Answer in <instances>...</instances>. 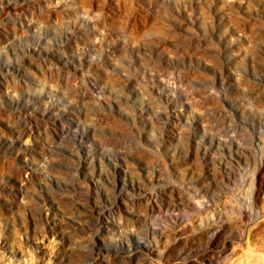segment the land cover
Wrapping results in <instances>:
<instances>
[{
    "label": "rangeland",
    "instance_id": "1",
    "mask_svg": "<svg viewBox=\"0 0 264 264\" xmlns=\"http://www.w3.org/2000/svg\"><path fill=\"white\" fill-rule=\"evenodd\" d=\"M46 2L45 8L42 7L37 14L44 19H51V23L47 25L43 23V27L24 25L22 22L24 17L20 15L17 18L19 30L17 41L14 45H7V50L2 46L4 44H0V72H2L0 74V264H92V262L95 264L90 254L87 260L86 256L70 253L72 246L70 239L82 238L85 233L73 232L69 224L70 216L64 213L66 209L69 211L77 209L72 208L69 192L65 186L77 173L78 168L81 169L82 161L78 157L77 150H84L83 156H86L87 146L76 147L72 134L64 135L65 138L62 139L58 133L55 134L54 140L49 138L48 134L40 136L32 133L21 137L18 133L24 129V120L27 116H31L32 112L24 99L20 108L13 103L19 98L12 97L14 92L5 88L3 76L7 75L10 79L15 76L20 78L26 76L35 91L40 94L41 100L45 101V105L51 110L57 105L61 106L60 114L54 109L52 117H44L42 112L36 115L43 128L49 126L54 131L56 128L60 130L63 125L59 122L55 123L54 119L61 115H64L65 119L79 116L89 132L85 138V141L89 140V162L92 157L96 160L100 156L98 152L101 141L111 143L117 138L123 140L125 134L140 131L144 145L134 149L129 164L135 170L137 168V172L139 171L144 177L149 174L153 161L164 156L169 162L170 169L184 166L187 170H191L196 168L197 164L212 169L213 161H219V156L211 147L208 148L206 159L195 158L196 140L192 133L193 130H200L202 124L200 113L193 112L194 116L191 119H195L194 125L185 128L183 139L179 138L178 130L172 129V125L169 126L166 112L157 107L158 100L152 101L154 110L149 106L143 107L142 101L150 99L148 89L135 83L134 78L125 80L123 73L134 71L137 65L146 61L150 63L167 59L166 57L169 56L179 58L178 65L195 81V84L194 81L192 83L196 86L193 91L201 98V110L206 112L204 117L207 137L209 133L218 135L221 130L224 132V128L228 130L227 124L217 115L218 111L222 110L218 106L220 100L205 92L213 82L222 79L223 56L204 53L194 55L190 60L187 55L185 67L180 56L195 52L201 46L218 43L223 55L228 54L234 59V48L227 42L222 32V24L228 19L227 12L233 13L234 17L249 25L257 36H264V0H251L250 5L247 0L223 2L222 0H46ZM210 5L213 7L215 26L210 22L211 18H204L209 15ZM20 6L27 8L33 7V4L27 0ZM35 7L40 9L37 5ZM89 8L92 10L90 15L86 13ZM158 8L162 13H157ZM171 14L172 16H168ZM68 18L75 24L77 35L68 29ZM92 20H96L97 25L105 28L107 31L105 41L112 45V50L107 48L101 50L103 66L111 65L109 54L112 53L119 57V64L116 69H112L113 71L109 70L113 77L107 79L105 67L95 61L94 56V61L89 67V80L92 83L89 82L88 94L81 87L83 80L81 70L75 67L69 55L72 54L75 36L93 37L97 32L98 26L95 28ZM13 25V22L0 18V36L6 31L10 32ZM39 37H43L42 46L45 47L43 53L38 52L34 45L35 38ZM46 38L48 41L45 40ZM47 42L49 45H46ZM135 43H139L140 46ZM134 45H136L135 49H133ZM253 48L256 53L258 52L259 58L263 59L264 45L254 44ZM17 52L21 57H16ZM92 52L93 50H89V53ZM233 74L232 71H228L224 76L232 91L236 90ZM261 74L264 75V71ZM250 76L253 80L248 84L249 91L241 94H236L234 91L232 96L225 99L237 103L257 93L261 88L262 79L254 74ZM95 82L108 88V91H117L120 100H114L112 106L104 100V107H100L91 90ZM121 85L125 86L124 91H121ZM250 113L249 109L245 110V115ZM31 120L36 123L32 116ZM236 133L244 143L250 142L245 132ZM157 146L161 152L156 151ZM43 154H49L46 156L48 164L47 160L43 162L46 166L45 170L39 171L34 168L36 163L32 165L34 162L30 159L34 156L37 161L41 160ZM232 160L236 172L233 185L235 189L225 187L220 182L214 186L212 189L221 195L214 208L232 220L239 221L240 214L234 212L229 200L236 195L240 198L244 196L249 189L247 182L249 177L242 182L239 179L241 174L239 163L237 159L229 158V161ZM197 178L203 179L202 176ZM172 179L173 177L168 175L167 180L157 186L166 188L167 182ZM83 180L84 190L88 185L94 188L96 182L97 186L102 188V184L98 183L90 171ZM117 183L119 189L132 191L130 181L118 177ZM145 183L151 188L148 179ZM109 184L116 187L113 181ZM108 203L110 202L106 201L103 205ZM77 205L81 207L83 217L89 218V234L93 233L100 215L99 210L90 203L89 207L83 203ZM125 216L126 221L131 223L142 220V216L134 212L127 211ZM208 216L210 215L203 214V220ZM190 217L194 218L195 222L190 223L187 220V225L192 226L202 221L195 213H191ZM173 225V221L157 225L158 229H163L162 240L165 244L174 238ZM254 225L252 224L253 229L251 228L243 239L241 247L243 250H238L231 264H240L243 251L249 247L264 253V216ZM107 238V244L111 246V250H115L116 240ZM148 240L154 242L152 237ZM219 249V245L215 247V251ZM153 260L159 264L158 257H153ZM113 264H125V262L118 258Z\"/></svg>",
    "mask_w": 264,
    "mask_h": 264
},
{
    "label": "bare ground",
    "instance_id": "2",
    "mask_svg": "<svg viewBox=\"0 0 264 264\" xmlns=\"http://www.w3.org/2000/svg\"><path fill=\"white\" fill-rule=\"evenodd\" d=\"M28 1L33 4V7L23 8L20 6L27 0H16L15 2L13 0H0V18L14 23L10 32L6 31L3 36H0V44H4L2 46L6 50L7 45H14L17 41L18 16L22 15L24 17L22 22L29 26L43 27V23L47 25L52 22L51 19H44L37 14L39 10H42V7L47 5L46 0ZM247 1L249 5L252 3L251 0ZM36 5L40 9L35 7ZM91 11L89 8L86 13L90 15ZM157 13H162V10L158 8ZM227 14L228 19L223 20L222 32L227 38V42L234 48V59H231L228 54L224 56L219 50V44L213 41V45L201 46L195 52L180 56L183 59L184 67L188 56L190 60L194 55L204 53L223 56L222 79L213 82L205 91L207 95L216 96L220 100L218 106L222 110L218 111L217 115L227 124L226 128H228V130L222 128L223 133L221 131L218 135L209 133L208 137L205 134L207 124L204 115L206 112L201 110V98L193 91L196 86L192 85L194 80L191 75L185 74L180 69L177 62L179 58L169 56L166 57L167 59L150 63L146 61L137 65L134 71L128 74L123 73L125 77L122 76L125 80L134 78L135 83L148 89L150 99L142 101V106L145 108L149 106L151 110H154L152 101L158 100L157 107L166 112L169 126L172 125V129L178 130L177 135L181 139L184 136V129L194 125L195 119H191L194 116L193 112L198 111L200 113L202 119L200 130H193L192 133L196 140L194 145L196 149L195 158L206 159L208 148L211 147L214 153L219 156V161H213L212 169H206L201 164H197V167L191 170H187L184 166H176L170 169L169 162L164 156L153 161L150 165V172L147 170L149 174L144 177L139 171L137 172V168L135 170L129 164L134 149L144 145L140 131L125 134V139H123L125 141L120 138L111 143L101 141L98 152L100 156L96 160L92 157L89 162V140L85 141L89 132L83 125L81 118L77 116L76 118L65 119V116L61 115L54 119V122L62 124V129L56 128L54 131L49 126L43 128L36 115L42 112L44 117H52L53 112H55L54 109L59 113L61 106L57 105L51 110L49 106L45 105V101L41 100L40 94L35 91L26 76L23 78L15 76L13 79L8 78L7 75L3 76L2 81L5 88L14 92L12 97L18 96L19 98L13 103L20 108L22 102H27V107L32 112L31 116L36 120V123L32 121L30 115L25 118L24 129L18 133L21 137L32 133L40 136L48 134V137L54 140L55 134L59 133L62 139L65 138L64 135L72 134L76 147L79 145L87 146L88 156H83L85 155L84 150H77L83 170L78 168L77 173L65 186L69 192L72 208L76 207L77 209L70 211L66 209L64 213L70 216L69 224L73 232L82 231L85 233L81 236L82 238L70 239L72 244L70 253L86 256L87 260H89L90 254L94 258L95 264H113L118 258H121L125 264H156L153 257H158L159 264H231L238 250L242 249L243 239L249 234V230L253 227L252 224L256 225L258 219L264 216V75L261 74L264 71V58L261 57L260 59L258 52L256 53L253 48L254 44L264 45V36L254 34L252 28L234 17L233 13L227 12ZM168 16H172V14ZM204 18H211L210 22L213 23V26L216 25L212 5L209 8V15ZM92 21L95 28L98 26L97 32L99 34L93 32V37L75 36L72 54L69 55L75 67L81 70L83 79L81 87L88 94L89 67L94 61L93 57L95 56V61L103 66L101 50L105 48L112 50V45L105 41L107 35L105 28L97 25L96 20ZM67 25L69 30L77 33L78 30L70 18L67 19ZM33 35H35L34 32ZM27 39L29 40V38ZM45 40L48 41L47 38ZM34 41L37 51L43 53L45 51V47L42 46L43 37L35 38ZM135 44L140 46L139 43ZM46 45L49 43L47 42ZM89 50H93V52L89 53ZM15 55L21 57L18 52ZM109 57L111 58V65L103 66L106 69L107 79L113 77L111 71L116 69L119 64V57L116 54H109ZM228 71L234 73L233 79L236 90L232 91L227 80L224 79L225 73ZM251 74L261 77L260 90L243 98L240 102L231 103L229 100L227 101L225 98L232 96L234 91L236 94L249 91L248 84L253 80ZM93 84L95 88L92 87L91 90L94 92L96 103L100 107H104V100L108 101L110 106L113 105L114 100H120L117 91H108V88L96 82ZM121 89L124 91L125 86H122ZM157 107L156 109H158ZM246 109L251 111L249 115H245ZM236 132H245L249 136L250 142L244 143ZM156 151L161 152L159 146H157ZM48 155L43 154L41 160L38 161L32 156L30 161L34 162L32 165L36 163L34 168L39 171L45 170L46 166L43 162L47 160L48 157L46 156ZM229 158L237 159L241 168L239 179L242 182L246 177H249L247 179L249 189L247 188L248 191L244 193V196L240 198L235 194L236 196L233 195L235 198L229 200L234 212L240 214L239 221L237 219L236 221L232 220L214 208V204L219 201L218 197H221L212 189L214 186L220 182L225 187L235 189L233 185L236 172H234L233 160L229 161ZM46 162L48 164V160ZM18 168L21 171V168ZM88 171L92 173L98 183L102 184V188L97 186L96 182L94 188L88 185L86 190L83 189V179ZM168 175H171L173 179L167 182L166 188H159L157 184L165 182ZM197 176H202L203 179H198ZM118 177L124 181H130L132 191L119 189ZM147 179L151 188H148V184L145 183ZM110 181L116 183V187H112L109 184ZM106 201L110 203L103 205ZM79 203L88 207L90 203L100 212L93 233L89 234V218L83 217L82 209L77 205ZM127 211L142 216L141 222H127L125 216ZM191 213L197 214L202 221L192 224V226L187 225V220L190 223L195 222V219L190 217ZM203 214L210 216L203 220ZM167 221L174 222L172 227L174 238L165 244V241L162 240L164 232L161 231L163 229H158L157 225ZM177 225L181 227L178 228ZM107 237L116 240L115 250H111V246L107 244ZM151 237L154 242L148 240ZM218 245L220 249L215 251V247ZM243 252L240 264H264V253L255 251L250 247ZM92 264L94 263L92 262Z\"/></svg>",
    "mask_w": 264,
    "mask_h": 264
}]
</instances>
